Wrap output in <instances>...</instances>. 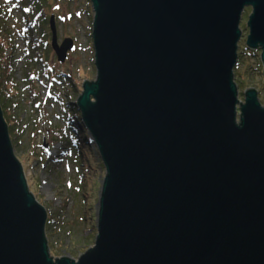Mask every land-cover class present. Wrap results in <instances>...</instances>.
<instances>
[{"label":"water","instance_id":"1","mask_svg":"<svg viewBox=\"0 0 264 264\" xmlns=\"http://www.w3.org/2000/svg\"><path fill=\"white\" fill-rule=\"evenodd\" d=\"M90 2L97 75L76 106L105 168L95 243L51 256L0 100V264H264V105L234 77L247 8L264 64V0ZM49 24L65 63L74 41Z\"/></svg>","mask_w":264,"mask_h":264},{"label":"rangeland","instance_id":"2","mask_svg":"<svg viewBox=\"0 0 264 264\" xmlns=\"http://www.w3.org/2000/svg\"><path fill=\"white\" fill-rule=\"evenodd\" d=\"M39 1L44 14L38 19L34 16L38 0H0L1 20L10 28L14 43L5 52L0 50V86L10 94L6 114L8 126L15 128L9 130L15 156L23 165L30 192L48 214L50 254L54 259L77 260L95 243L105 177L97 147L74 122H81V116L73 109L83 84L95 81L97 75L92 38L95 13L90 0ZM24 9L30 10L28 24ZM247 9L238 49L243 63L240 67L237 63L234 77L242 102L244 92L255 89L264 105L261 52L246 46L251 8ZM52 16L59 44L67 38L74 41L65 63L58 61L51 47ZM27 25L32 29L25 31Z\"/></svg>","mask_w":264,"mask_h":264},{"label":"trees","instance_id":"3","mask_svg":"<svg viewBox=\"0 0 264 264\" xmlns=\"http://www.w3.org/2000/svg\"><path fill=\"white\" fill-rule=\"evenodd\" d=\"M28 13H30V10L24 9V17L26 19V23L27 24H28V22L31 19V16H29ZM43 14H44V7L41 5L40 1L38 0V9L35 11L34 16H36L39 19L41 16H43ZM2 16H4V15L0 13V50L3 51V52H5V48H12V47H14V43H13L12 35L8 32V30L10 28H8V26H7V24L5 23L4 20H1ZM43 21H45V17H44ZM40 26H42V24ZM26 28H28V25L26 26ZM29 29H32V27H29L25 31H29ZM1 38H3V39H1ZM31 41H32V38H31ZM252 52H254V51H252ZM242 59L243 58H241V56L238 57V67H240L242 65V63H243V60ZM262 67H263L262 69H263V72H264V64L263 63H262ZM239 83H242V82H239ZM8 95L9 96H7V93L6 94L3 93V90L1 89V86H0L1 106H2V109H3V112H4V117H5V120L6 121L8 119L7 118L8 115L6 114V110H8L7 102H8V98L10 97V94L8 93ZM15 105H16V107L20 106L17 102H15ZM9 107H11V106H9ZM10 109H12L13 112H14V109L13 108H10ZM73 109L75 111H78V109L75 108V107ZM74 122L80 127V129H81V131L83 133H88L87 130L85 129L84 125L81 122H78V121H74ZM9 130L10 131H15V128L11 126V127H9ZM82 139L83 138H81V140ZM85 140L89 142V138H88L87 135H85ZM53 142L57 143L56 140H54ZM49 225H50V221L47 220L46 228Z\"/></svg>","mask_w":264,"mask_h":264},{"label":"flooded vegetation","instance_id":"4","mask_svg":"<svg viewBox=\"0 0 264 264\" xmlns=\"http://www.w3.org/2000/svg\"><path fill=\"white\" fill-rule=\"evenodd\" d=\"M247 10H250V8H248ZM251 12H252V9H251ZM251 14V13H250ZM248 21V19L246 20V22ZM261 52V51H260Z\"/></svg>","mask_w":264,"mask_h":264}]
</instances>
